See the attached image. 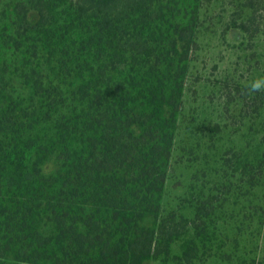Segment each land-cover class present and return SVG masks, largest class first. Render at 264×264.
Instances as JSON below:
<instances>
[{"label":"trees","instance_id":"16d2710c","mask_svg":"<svg viewBox=\"0 0 264 264\" xmlns=\"http://www.w3.org/2000/svg\"><path fill=\"white\" fill-rule=\"evenodd\" d=\"M200 4L0 0V264H182L212 246L213 211L193 203L188 229L162 210Z\"/></svg>","mask_w":264,"mask_h":264},{"label":"rangeland","instance_id":"374dc122","mask_svg":"<svg viewBox=\"0 0 264 264\" xmlns=\"http://www.w3.org/2000/svg\"><path fill=\"white\" fill-rule=\"evenodd\" d=\"M243 20L247 33L237 27ZM259 76L264 0H201L162 210L184 215L191 229L198 202L214 212L217 237L182 264H264V92L246 87ZM247 160L259 167L246 169ZM57 163L52 157L47 168ZM180 248L178 240L174 252Z\"/></svg>","mask_w":264,"mask_h":264},{"label":"clouds","instance_id":"9594fccd","mask_svg":"<svg viewBox=\"0 0 264 264\" xmlns=\"http://www.w3.org/2000/svg\"><path fill=\"white\" fill-rule=\"evenodd\" d=\"M249 94L264 92V76H259L246 85Z\"/></svg>","mask_w":264,"mask_h":264}]
</instances>
